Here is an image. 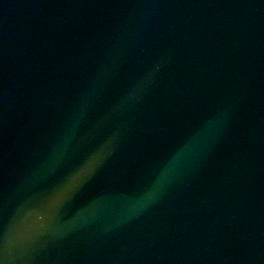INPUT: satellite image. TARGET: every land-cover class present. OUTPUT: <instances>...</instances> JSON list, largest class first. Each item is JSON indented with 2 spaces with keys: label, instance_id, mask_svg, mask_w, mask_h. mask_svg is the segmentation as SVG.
<instances>
[{
  "label": "water",
  "instance_id": "95a60500",
  "mask_svg": "<svg viewBox=\"0 0 264 264\" xmlns=\"http://www.w3.org/2000/svg\"><path fill=\"white\" fill-rule=\"evenodd\" d=\"M0 259L264 264V0H0Z\"/></svg>",
  "mask_w": 264,
  "mask_h": 264
},
{
  "label": "clouds",
  "instance_id": "9594fccd",
  "mask_svg": "<svg viewBox=\"0 0 264 264\" xmlns=\"http://www.w3.org/2000/svg\"><path fill=\"white\" fill-rule=\"evenodd\" d=\"M159 70V65L156 66V71ZM110 74V69L107 70L106 75ZM155 72L147 74L142 80H140L136 86L130 90L126 96L122 97L121 100L115 104L111 110L105 115L104 122L110 121L115 116L119 115L121 112L131 108L135 104H138L145 94V92L148 90L150 85L154 81ZM102 82V81H101ZM97 87H99V84H97ZM80 119V113H76L73 117L72 121H70L69 125L66 128V132L64 135V138L60 142V144L56 148V154L62 155L64 151L67 149L68 144L70 143L72 139V133H73V126L74 124ZM121 138V131L119 129L115 130L111 136L108 137L106 143L109 146V152L108 154H111L115 151L116 146L119 143V140ZM99 163H102L103 161H98ZM162 183V182H161ZM160 189L158 188L156 190V193L159 194ZM22 235V233H21ZM16 238L11 237L5 240L4 242V248H10L13 244H15ZM0 264H5L3 259H0Z\"/></svg>",
  "mask_w": 264,
  "mask_h": 264
}]
</instances>
